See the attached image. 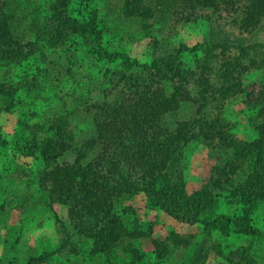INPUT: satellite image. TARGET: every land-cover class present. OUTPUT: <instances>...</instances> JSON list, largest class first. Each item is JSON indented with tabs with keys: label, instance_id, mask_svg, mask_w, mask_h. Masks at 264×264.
<instances>
[{
	"label": "rangeland",
	"instance_id": "rangeland-1",
	"mask_svg": "<svg viewBox=\"0 0 264 264\" xmlns=\"http://www.w3.org/2000/svg\"><path fill=\"white\" fill-rule=\"evenodd\" d=\"M0 1V15L11 18L6 31L12 34L10 43L13 37H22L21 50L27 53L23 61L0 64V264H24L41 255L44 259L38 264H264V193L248 217L259 230L252 234L236 225L205 227L175 220L141 191L126 187L96 223L102 234L109 235L97 251L89 229L82 233L72 227L69 211L76 213L79 204L69 205L63 183L54 180V168L70 162L74 154L67 151L50 163L38 153L39 148L44 150L45 139L61 145L56 134L62 129L74 136L69 140L74 148L90 137L85 110L92 102L116 100L125 90L129 95L141 91L143 83L150 85V93L158 96L163 91V97H169L176 80L171 70L178 64L191 69L205 60L202 82L229 90L213 99L206 90L200 107L176 96V107L164 121L170 127L178 121L188 123L198 108L209 119H218L216 123L221 121L227 137L180 140L177 181L185 193L205 190L204 213L210 217L242 215L232 189L243 186L250 173L264 183V141L258 159L237 153L256 135L253 100L264 90L262 21L243 29L226 16L186 21L170 12L126 17L122 0ZM91 12L100 19L103 46L124 53L136 65H124L117 57L104 60L84 35L59 32L61 19L68 14ZM222 42L227 48H208ZM181 45L197 49L178 52ZM165 54H172L173 60H159ZM236 56L248 66L234 79V70L241 71L232 61ZM226 63H233V72L226 74L224 83ZM185 89L195 96L192 82Z\"/></svg>",
	"mask_w": 264,
	"mask_h": 264
},
{
	"label": "trees",
	"instance_id": "trees-1",
	"mask_svg": "<svg viewBox=\"0 0 264 264\" xmlns=\"http://www.w3.org/2000/svg\"><path fill=\"white\" fill-rule=\"evenodd\" d=\"M83 5L85 6V3ZM2 7L3 2L0 1V9ZM121 9L126 17L141 19L170 12L175 19L184 21L194 17L209 19L226 16L230 17L231 23L243 29H249L260 21L264 24V0H122ZM207 11H210L209 15ZM9 18L8 15H0V64L27 59V53L21 50L22 37L20 40L13 37L12 43L16 46L9 41L12 36L10 32H6L11 23ZM99 22L96 12H91L88 16L68 14L61 19V27L57 28L60 27L59 32L64 36L69 33L84 35L90 41L94 53L104 60L117 57L122 59L124 65H136L137 63L129 61L124 53L108 51L103 46ZM215 46L227 48V44L223 42L213 43L208 48ZM187 49L193 52L197 45L190 48L181 45L177 51ZM159 58L171 62L173 55L165 54V57ZM153 61L152 59L146 65ZM232 61L241 70H234L233 78L236 79L248 65H245L244 61L241 63L237 56L233 57ZM233 63H226L225 71L221 73L224 83L228 81L226 74L230 76L233 72ZM205 64V60H199L191 69L176 65L175 69L171 70V76H175L176 80L171 86L173 91L169 97H163L162 91L159 92V98V95L148 91L149 84L143 83L141 91L134 90L129 95L125 90L116 100L92 102L85 110V117H89L88 134L91 136L81 140L77 148L70 142L74 136L72 133H66L65 129L56 134L63 142L61 145L55 146L56 142L50 139L41 142L44 150L39 148L38 153L43 155V160L50 163L58 156H65L67 151L74 154L70 162H65L61 168H54L57 171L54 180L56 184L63 183L62 191L67 195L69 205L79 204L76 213L69 211L73 219L72 227H77L82 233H87L89 229L96 241L97 251L100 250L99 244L104 243L103 240L109 235L102 234L103 231L95 227L96 223L102 220L126 187L131 191H141L148 201L160 206L175 220L187 224L199 223L205 227L236 225L243 233H259L258 228L248 221V217L255 201L264 193V183L256 181L252 173L248 174L243 186L232 189V193L235 191V196L241 203L242 215L236 217H210L204 213L207 205L204 200L205 190L202 188L185 193L178 185L176 158L180 140L188 142L197 138L223 139L225 135L227 137L225 125H221V121L216 123L218 119H209L210 116L201 113L198 108L188 123L178 121L175 126L170 127L164 121V117L176 107V96L183 101L192 99L191 102H196V107L202 105L198 102L204 99L206 90L212 99L224 97V92L229 90V86L222 88L216 85L212 89L210 85L207 87L208 83L202 82L200 74L204 72ZM190 82L195 91L193 97L189 95L188 89H185L186 84L189 85ZM215 92L218 93L217 96ZM245 95L247 96V92ZM253 102V105H257L254 109L256 135L252 140L245 142L237 153L244 152L246 156L253 154L254 159H258L264 141V90L259 92L258 98ZM215 116L218 118V115ZM150 242L156 249L155 239L150 238ZM43 259L44 256L41 255L36 259H28L24 264H38Z\"/></svg>",
	"mask_w": 264,
	"mask_h": 264
}]
</instances>
